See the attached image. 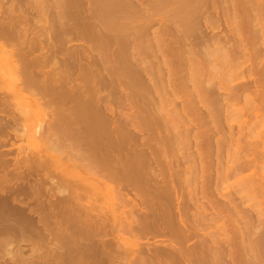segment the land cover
Instances as JSON below:
<instances>
[{
	"label": "rangeland",
	"instance_id": "374dc122",
	"mask_svg": "<svg viewBox=\"0 0 264 264\" xmlns=\"http://www.w3.org/2000/svg\"><path fill=\"white\" fill-rule=\"evenodd\" d=\"M36 1L0 0V264H264V0Z\"/></svg>",
	"mask_w": 264,
	"mask_h": 264
},
{
	"label": "bare ground",
	"instance_id": "6f19581e",
	"mask_svg": "<svg viewBox=\"0 0 264 264\" xmlns=\"http://www.w3.org/2000/svg\"><path fill=\"white\" fill-rule=\"evenodd\" d=\"M52 1H53V0H52ZM13 2H14V1H13ZM35 2H37V1L35 0ZM22 3H23V2H22ZM37 3H38V2H37ZM43 3H44V2H43ZM100 3H102V2H100ZM35 4H36V3H35ZM50 4H51V3H50ZM38 5H39V3H38ZM36 6H37V5H36ZM44 6H45V5H44ZM99 7H100V5H99ZM19 8H20V7H19ZM21 8H22V7H21ZM32 8H33V7H32ZM44 8H45V7H44ZM110 8H111L110 6H109V8H108L107 5H102V6L98 9V11H101L102 14H103V16H105V19H102L103 21H100L101 23L104 22V20H105L106 23L109 22L107 18H108V16H109V13H111V12H110ZM27 9H28V8H27ZM41 9H42V8H41ZM43 10H44V9H42V11H43ZM87 10H88V9H87ZM96 10H97V8H96ZM115 10H116V9H115ZM64 12H65V11H64ZM96 12H97V11H96ZM101 12H99L98 15H99ZM92 14H93V13H92ZM102 14H101V15H102ZM95 15H96V14H95ZM101 15L98 16V17L101 18ZM11 18H12V17H11ZM16 18H17V17H16ZM103 18H104V17H103ZM13 19H14V18H13ZM20 19H22V18H20ZM113 19H114V17H113ZM98 20H100V19H98ZM110 21H112V20H110ZM104 24H105V23H103L102 25H104ZM108 24H109V23H108ZM108 24H107V25H108ZM98 25H99V24H98ZM100 25H101V24H100ZM104 26H106V24H105ZM111 26H112V24H111ZM106 28H107V27H106ZM108 28H109V26H108ZM74 29H75V28H74ZM70 30H71V29H70ZM100 30L102 31V29H100ZM106 30H107V29H106ZM101 34H102V33H101ZM101 34H100V35H101ZM105 34H107V33L104 32V35H105ZM98 35H99V34H98ZM107 35H108V34H107ZM110 36H111V35H110ZM98 37H99V36H98ZM91 38H92V37H91ZM105 38H107V37L104 36V40H105ZM110 38H111V37H110ZM98 39H99V38H98ZM101 39H102V40H101ZM108 39H109V38H108ZM108 39H106V43H105V44L108 43ZM87 40H88V38H87ZM91 40H92V39H91ZM91 40H90V41H91ZM100 40L103 41V38H100ZM91 43H92V41H91ZM93 44H94V43H93ZM109 44H110V42H109ZM112 44H113V43H112ZM95 45H96V44H95ZM101 45H103V51H104V46H105V47H107V46L104 45V44H101ZM107 45H108V44H107ZM113 45H114V44H113ZM89 46H90V45H89ZM91 46H92V45H91ZM91 46H90V47H91ZM123 46H124V45H123ZM92 47H93V46H92ZM92 47H91V48H92ZM95 47H97V46H95ZM99 47L101 48V46H99ZM126 47H127V46H126ZM87 48H88V46H87ZM87 48H86V49H87ZM97 48H98V47H97ZM93 49H95V48H93ZM93 49H92V50H93ZM114 49H115V48H114ZM114 49H113V50H114ZM116 49H118V48H116ZM90 50H91V49H90ZM95 50H96V49H95ZM105 50H107V49H105ZM97 51H99V50H97ZM108 51H109V50H108ZM108 51H107V52H108ZM75 52H76V51H75ZM87 52H88V51H87ZM104 52H105V51H104ZM114 52H115V51H114ZM99 53H100V52H99ZM105 53H106V52H105ZM109 53H110V52H109ZM76 54H77V53H76ZM101 54H102V51H101ZM107 54H108V53H107ZM110 54H111V53H110ZM54 55H55V54H54ZM103 55H106V54L103 53ZM108 55H109V54H108ZM120 55H121V54H120ZM109 56H110V55H109ZM115 56H116V55H115ZM115 56H114V57H115ZM122 56H123V55H122ZM127 56H128V55H127ZM98 57H99V61H98V62H101V61H100V57H101L102 62H103V60H104L105 64L108 63V62L106 63V61H107L106 58H107V57L105 58V57L102 56V55H101V56L99 55ZM102 57H103V58H102ZM110 57H111V56H110ZM110 57H109V58H110ZM111 59H112V58H111ZM115 59H116V57H115ZM116 60H117V59H116ZM123 60H124V59H123ZM95 61H96V60H95ZM110 61H111V60H110ZM110 61H109V62H110ZM112 61H115V60H112ZM96 62H97V61H96ZM102 62L99 63V64L102 65V64L104 63V62H103V63H102ZM115 63H116V62H115ZM123 63H124V62H123ZM105 64H103V65H105ZM110 64H111V63H110ZM95 65L97 66V64H95ZM100 65H99V66H100ZM103 65H102V67H103ZM112 65H113V64H112ZM89 66H90V64H89ZM91 66H92V65H91ZM99 66H98V67H99ZM113 68H116V67H113ZM86 70H87V69H86ZM111 70H112V69H111ZM102 71H103V70H102ZM110 72H111V71H110ZM116 72H117V71H116ZM94 73H95V72H94ZM96 73H97V72H96ZM106 73H107V72H106ZM107 75H108V74H107ZM110 75H112V74H110ZM101 77H102V76H101ZM106 77H107V76H106ZM112 77H113V75H112ZM114 77H115V76H114ZM98 78H99V77H98ZM96 79H97V78H96ZM100 79H101V78H100ZM102 79H104V77H103ZM104 80H105V79H104ZM108 80H109V79H108ZM111 80H114V79H111ZM109 81H110V80H109ZM99 82H100V81H99ZM105 82H106V81H105ZM110 82H111V81H110ZM94 83H95V82H94ZM100 83H101V82H100ZM107 84H108V83H107ZM97 85H98V84H97ZM103 85H104V84H103ZM101 86H102V85H101ZM101 86H99V87H101ZM104 86H105V85H104ZM95 87H97V86H95ZM98 89H99V88H98ZM260 168L262 169V173H263V172H264V171H263L264 167H259L258 170H259ZM181 170H182V169H181ZM260 171H261V170H259L258 173H259ZM238 172H239V171H238ZM241 172H242V171H241ZM263 174H264V173H263ZM183 175H184V174H183ZM184 177H185V176H184ZM240 178H241V180H242L241 182H242V185H243V186H241V187L244 188V192H246V191L248 192V190L250 189V187H253L252 184H250V183H252V181L250 182L249 180H247L246 178H244L243 175H240ZM185 179H186V177H185ZM182 181H183V180H182ZM189 181H190V180H189ZM249 182H250V183H249ZM188 185H189V184H188ZM260 185H261V187H262L263 183L260 184ZM186 186H187V185H186ZM174 187H175V186H174ZM241 187H240V189H241ZM263 187H264V186H263ZM243 188H242V192H243ZM184 189H185V188H184ZM251 189H252V188H251ZM251 189H250V190H251ZM262 190H263V189H262ZM186 193H187V192H186ZM187 196H188V195H187ZM189 196H190V195H189ZM192 202H193V201H192ZM184 204H185V203H184ZM190 207H191V206H190ZM232 208H233V207H232ZM191 209H192V208H191ZM196 209H197V208H196ZM194 210H195V209H194ZM229 210H230V209H229ZM197 211H198V209H197ZM201 211H202V210H201ZM185 212H186V211H185ZM203 212H204V211H203ZM232 212H233V211H232ZM175 214H177V212H176ZM197 214H198V213H197ZM176 217H177V215H176ZM203 217H204V216H203ZM208 217H209V216H208ZM82 218H83V217H82ZM237 218H238V217H237ZM202 219H203V218H202ZM85 220H86V219H85ZM87 220H88V219H87ZM89 220H90V219H89ZM184 220H185V219H184ZM204 220H205V219H204ZM196 221H197V220H196ZM87 222H88V221H87ZM186 222H187V221H186ZM180 223H181V222H180ZM182 224H183V222H182ZM194 224H195V223H194ZM183 225H184V224H183ZM239 225H240V224H239ZM180 226H181V224H180ZM180 226H179V228H181ZM240 226H241V225H240ZM0 227H1V226H0ZM185 227H186V226H185ZM238 227H239V226H238ZM176 228H177V227H176ZM176 228H175V229H176ZM183 228H184V227H183ZM186 229H187V228H186ZM176 230H177V229H176ZM179 230H180V229H179ZM181 230H183V229H181ZM188 230H189V229H188ZM238 230H239V229H238ZM185 231H186V230H185ZM181 232H182V231H181ZM183 233H184V232H183ZM194 233H195V232H194ZM240 233H241V232H240ZM242 233H243V232H242ZM181 234H182V233H181ZM181 234H180V235H181ZM190 234H191V233H190ZM192 234H193V233H192ZM212 235H213V234H212ZM240 235H241V234H240ZM170 236H171V235H170ZM181 236H182V235H181ZM181 236H180V237H181ZM191 236H192V235H191ZM172 237H173V235H172ZM174 237H175V236H174ZM192 237H193V236H192ZM213 237H214V236H213ZM243 238H244V237H243ZM178 239H179V237H178ZM181 239H182V237H181ZM197 239H198V236H197ZM2 240H3V239H2ZM198 240H200V239H198ZM176 241H177V240H176ZM176 241H175V243H176ZM177 242H178V241H177ZM180 242H181V241H180ZM182 242L185 243L184 241H182ZM178 243H179V242H178ZM186 244H187V242H186ZM175 245H176V244H175ZM190 245H191V244H190ZM7 246H8V245H7ZM110 246H111V245H110ZM181 246H184V245H181ZM116 247H117V246H116ZM192 247H193V246H192ZM243 247H244V246H243ZM171 248H172V247H171ZM176 248L179 249L177 252H176V250H174V249H176ZM176 248H174V246H173V249H172V250L175 251L176 254L178 253L179 256H181V255H183V254L185 255V252H186V251H185L183 254H180L182 251H180L179 246H177ZM17 249H19V248H17ZM63 249H64V248H63ZM168 249H169V247H168ZM191 249H192V248H191ZM191 249H189V250H191ZM194 249H195V251H196V248H194ZM160 250H161V248H160ZM181 250H182V249H181ZM183 250H185V249H183ZM219 250H220V249H219ZM168 251H169V250H168ZM168 251H165V252H168ZM174 251H173L172 253H174ZM187 251H188V250H187ZM191 251H193V250H191ZM107 252H108V251H107ZM157 252H158V250H157ZM157 252H156V253H157ZM159 252H160V251H159ZM159 252H158V253H159ZM162 252H163V251H162ZM162 252H161V254H162ZM193 252H194V251H193ZM196 252H198V251H196ZM200 252H201V251H200ZM168 253H169V252H168ZM170 253H171V252H170ZM189 253H190L189 251L186 252V254H189ZM9 254H10V253H9ZM163 254H165V253H163ZM192 254H193V253H192ZM69 255H70V254H69ZM194 255H195V254H194ZM194 255H192V256H194ZM147 256H148V255H147ZM171 256H172V255H171ZM173 256H174V254H173ZM188 256H191V255H188ZM68 257H69V256H68ZM140 257H141V256H140ZM143 257H144V256H143ZM155 257H156V256H155ZM195 257H196V256H195ZM157 258H158V257H157ZM163 258H167V257H163ZM183 258H184V257H183ZM71 259H72V258H71ZM139 259H140V258H139ZM173 259H174V257H173ZM188 259H189V258H188ZM140 260H143V261H144V259H140ZM156 260H158V259H156ZM161 260H162V259H161ZM179 260H180V259H179ZM183 260H184V259H183ZM177 261H178V256H177ZM163 262H164V261H163ZM183 262H184V261H183ZM190 262H191V261H190Z\"/></svg>",
	"mask_w": 264,
	"mask_h": 264
}]
</instances>
